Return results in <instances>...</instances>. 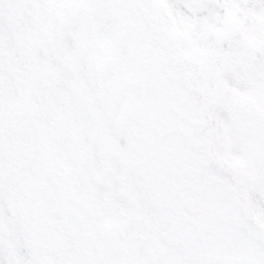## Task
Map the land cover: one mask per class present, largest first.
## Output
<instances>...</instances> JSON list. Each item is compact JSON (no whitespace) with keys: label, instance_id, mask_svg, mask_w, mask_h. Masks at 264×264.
Here are the masks:
<instances>
[{"label":"snow or ice","instance_id":"snow-or-ice-1","mask_svg":"<svg viewBox=\"0 0 264 264\" xmlns=\"http://www.w3.org/2000/svg\"><path fill=\"white\" fill-rule=\"evenodd\" d=\"M0 264H264V0H0Z\"/></svg>","mask_w":264,"mask_h":264}]
</instances>
